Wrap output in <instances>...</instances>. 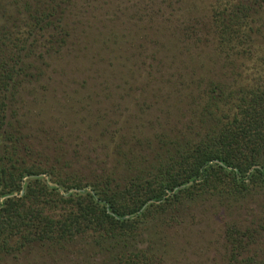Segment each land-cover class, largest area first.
<instances>
[{
  "label": "trees",
  "instance_id": "16d2710c",
  "mask_svg": "<svg viewBox=\"0 0 264 264\" xmlns=\"http://www.w3.org/2000/svg\"><path fill=\"white\" fill-rule=\"evenodd\" d=\"M36 246L264 264V0H0V264Z\"/></svg>",
  "mask_w": 264,
  "mask_h": 264
},
{
  "label": "rangeland",
  "instance_id": "374dc122",
  "mask_svg": "<svg viewBox=\"0 0 264 264\" xmlns=\"http://www.w3.org/2000/svg\"><path fill=\"white\" fill-rule=\"evenodd\" d=\"M168 106V108H167ZM135 109V106H133ZM165 108L166 109H172V102L168 101V103L165 104ZM173 111V110H170ZM189 115H182L181 117H183V119L186 120V118H188ZM48 254L44 248H42L41 246H36L35 248H33L32 251L30 252H26L22 255H20V257L17 259L18 262H10V264H53L52 260H50V258L46 255ZM63 262H67L68 260H61L59 262V264H62Z\"/></svg>",
  "mask_w": 264,
  "mask_h": 264
}]
</instances>
